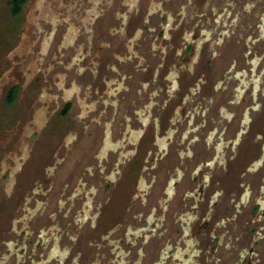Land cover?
Wrapping results in <instances>:
<instances>
[{"label":"flooded vegetation","instance_id":"flooded-vegetation-1","mask_svg":"<svg viewBox=\"0 0 264 264\" xmlns=\"http://www.w3.org/2000/svg\"><path fill=\"white\" fill-rule=\"evenodd\" d=\"M225 1L240 10L209 13L207 27L183 35L184 70L180 54L161 46L174 47L180 23L157 32L151 13L130 17L119 5L104 29L83 34L77 46L87 54L67 66L69 88L101 96L73 103L66 93L56 115L64 132L46 134L41 119L54 97L42 91L38 134L0 152L2 186L63 177L67 202L52 206L48 187L41 210L31 209L37 198L0 208V264H264V0ZM11 2L18 18L28 0L16 16ZM24 32L34 48L39 39ZM74 46L60 44L59 60ZM21 90L8 87L5 105ZM31 136L30 149L20 145Z\"/></svg>","mask_w":264,"mask_h":264},{"label":"rangeland","instance_id":"rangeland-1","mask_svg":"<svg viewBox=\"0 0 264 264\" xmlns=\"http://www.w3.org/2000/svg\"><path fill=\"white\" fill-rule=\"evenodd\" d=\"M9 1L10 0H0V140L7 141L10 137V135L7 134L8 131L11 130L10 127H12L9 122L15 123V134L11 138V142L7 141L1 146L0 152L3 148L10 150L12 144L17 141V139H23L26 131L28 135L36 130L34 123L39 122V119L35 117V115L38 113L41 105V103L36 104V101L42 91L49 93L50 97L58 98L57 100L53 98L54 101L50 100L47 105L48 116L42 117L41 119L45 122L47 121L46 134L51 133L53 130L64 132V129L61 127V120L59 117H56L59 111V105L64 102L57 103V101L63 96H68L66 93H69V99H71L73 103L81 100L79 96L81 98L86 95L83 88L77 93L74 91L72 92L69 88L71 87L70 81L72 74L66 71L68 68L67 66L79 63L80 57L77 55L87 54L84 47L78 48L79 46H77L79 41L83 39V34L85 32L91 33L93 25H98L104 29L106 24L111 20L113 13H115L114 9L119 7V5L123 12L129 10L128 14L131 15L130 17L136 15L140 18L144 15V12L151 13L152 16H150V18H153V22L149 26L152 29L156 26L157 32H159L161 28L167 27L168 29L170 26L171 28H175L180 23L174 39V47H172V49L169 47L165 48L167 45L166 41L162 42L161 46L169 55L173 54L176 56L180 54L177 55V59L180 60L177 68L182 66L183 69L181 70L186 69L185 64H187L184 59L182 48L183 35L185 37H191L192 28L196 24L201 26L203 23L205 27H207L208 25L205 23L209 13H212L213 19H216L219 13L231 10V12L235 14L240 10V8L237 9V7H230L228 5L229 2L225 0H196L199 7H196L195 4H190L192 0H28L22 14L18 15V18H11ZM181 2L187 4L180 7ZM241 3H244V1ZM224 4L227 5L226 8H222ZM151 5L152 7L150 8ZM137 11H139L138 14ZM239 16L242 17V13L239 14ZM247 17L248 16L245 15L243 18ZM169 18L171 19L170 22ZM211 21L213 20L211 19ZM130 24L132 25L133 22H130ZM234 27L235 30L239 32L240 26L238 25L230 28ZM22 29L26 32H24L25 36L26 34L27 36H37L36 39H39V41L34 44V48L32 47V43L36 41L35 39H31L30 37L20 38ZM33 32L37 34H32ZM202 32L209 33L206 29ZM62 43H65V45L70 43V45L74 44L75 46L74 48H69L67 54L65 53V49H63L62 52L64 55L62 61H60L58 46ZM125 45L131 48V50L135 49L134 45H131L128 41ZM73 59L76 60L74 63L71 62L69 65H66ZM58 62H60L65 69L62 65L58 68ZM80 65H82V63H80L79 66ZM154 65H156V63H153V66ZM58 79L63 80L60 88L55 85ZM47 82L48 84H46ZM16 83H20L22 86L21 96L14 107H8L4 103V96L8 87ZM161 86H165V83ZM90 91H92L94 96L93 94H90V96L88 95V98L85 96L87 99H93L98 96V94L101 96V91H99L98 94L94 90ZM22 117L31 118L27 121H23V119H21ZM33 118L36 121L33 122ZM2 123L6 129L3 128ZM25 126L27 127L24 128ZM51 127L53 130H50ZM37 134L36 132L32 135L35 136ZM34 136L25 138L20 145H27L26 148L30 149L31 144L35 141ZM44 142L45 138L44 140L40 139L38 145L40 147L44 145L42 147L44 148L46 147ZM12 149L10 151H12ZM15 152L16 151H14V153ZM31 163L32 164L28 165L30 169L33 168L32 165L37 164L35 162ZM28 168L25 167V169L29 171L30 169ZM6 170L7 167L1 164L0 158V171ZM48 179L51 181L44 180L41 182V180L37 179L34 183L28 185L24 184L23 179L18 181L17 185L14 183V180V184H10L7 180H4L7 182V186L6 184L2 186L0 183V196L11 192L12 197L6 202L0 199L1 204H3L0 208L13 209V206L19 205L21 202L24 203L23 199L25 198L29 200L37 198V206L34 204L31 209L41 210L40 207L43 204L45 205L46 202V190L48 187H54L51 192L52 194L49 196L53 197L52 206L57 200L59 203V198L62 199V197L64 199L63 203L65 204V202H67L65 199L68 198L64 196L66 186H63V177L57 178L56 180L53 178ZM45 181L53 182V185L48 186L44 183ZM12 185H14V187ZM36 192L39 193L37 194ZM11 215V212H6L5 216H8L4 219L6 224L11 220V217H9ZM41 218L45 219L46 217ZM38 225H40V222H38Z\"/></svg>","mask_w":264,"mask_h":264},{"label":"trees","instance_id":"trees-1","mask_svg":"<svg viewBox=\"0 0 264 264\" xmlns=\"http://www.w3.org/2000/svg\"><path fill=\"white\" fill-rule=\"evenodd\" d=\"M27 0H12L11 2V12L12 15H18L23 8V5L26 3Z\"/></svg>","mask_w":264,"mask_h":264}]
</instances>
